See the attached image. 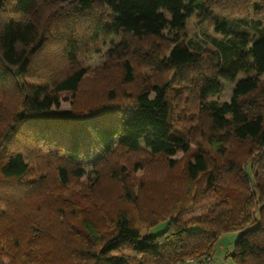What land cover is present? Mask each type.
<instances>
[{"label": "trees", "instance_id": "obj_1", "mask_svg": "<svg viewBox=\"0 0 264 264\" xmlns=\"http://www.w3.org/2000/svg\"><path fill=\"white\" fill-rule=\"evenodd\" d=\"M212 2L264 7V0H0V264H209L214 244L229 230L239 231L231 254L236 264H264V115L253 109L264 105V28L255 26L258 37L250 41L243 30L237 41L229 40L236 50L220 44L221 59L213 53L203 60L199 47L191 50L193 42L182 41L183 28ZM215 29L231 34L224 21H215ZM169 32L166 52L155 41ZM110 33L153 39L162 51L158 64L173 76L136 93L131 114L111 98L87 106L75 102L87 77L79 52ZM123 66L129 82L132 65L125 60ZM221 79L233 84L230 101L214 99ZM173 84L197 86L205 117L197 136L174 127L171 90L179 94L181 88ZM63 99L69 110H59ZM232 143L244 145L260 168L229 155ZM93 149L105 159L101 168L118 150L158 156L170 171L182 164L184 193L191 195L190 183L202 180L205 195L218 201L186 216L195 188L176 208L139 204L111 214L93 208L92 216L73 221L74 206L37 208L40 200L24 209L23 219L15 214L26 194L42 192L46 201L48 177L61 187L83 177ZM36 158L46 160L43 170L52 164L53 176L36 166ZM132 168L143 175L137 162ZM160 222L165 228L149 234Z\"/></svg>", "mask_w": 264, "mask_h": 264}, {"label": "rangeland", "instance_id": "obj_2", "mask_svg": "<svg viewBox=\"0 0 264 264\" xmlns=\"http://www.w3.org/2000/svg\"><path fill=\"white\" fill-rule=\"evenodd\" d=\"M249 2H239L237 4H229L222 6L218 2H212L208 6V11L203 13H194L188 17L183 28V42L188 40L193 42L190 46L191 50L194 47H199L200 56L203 60L210 59L213 53H217L218 59L223 57V51L220 44L230 47L232 50L235 46L230 39L237 41L236 35L243 30L249 34L248 40L258 37V31L255 26L264 28V7L262 3L257 2L253 8ZM215 21L225 22L231 34L223 36L215 29ZM171 32L164 34V38H157L155 43H162L166 46V52L170 48ZM170 38V40H169ZM153 39L143 38L135 39L127 33H110L106 36H100L99 40L90 48L89 51L79 52L78 58L81 65L87 71V77L76 93V104L87 106L106 99L122 104V110L126 114H131L133 105V96L139 91L146 89L151 83L169 82L173 78L170 71L162 64V51L157 52L158 47H154ZM55 49L54 46L52 47ZM238 50V49H237ZM235 59V58H234ZM128 60L133 68V79L129 82L125 80L123 62ZM60 62L61 59L57 58ZM59 64V63H57ZM244 77L240 74L237 79ZM264 79V75L261 76ZM174 86L181 88V93L175 94L174 89L171 90L174 127L182 129L185 133L197 136L198 126L202 123L201 129H205V117L198 111L197 86L179 85ZM220 90L215 94L214 99L218 101H230L232 98L233 84L223 79L219 80ZM185 92V93H183ZM110 93L112 97H110ZM15 95V94H13ZM13 98V97H11ZM9 97V99H11ZM259 103H261L258 100ZM69 102L66 100L60 101L59 110H69ZM253 109L262 110L264 115V105L260 104ZM191 147L195 148L196 144L191 142ZM233 158L245 162H252V169H259L257 157L248 154V150L244 145L237 143L231 144ZM44 150L43 153L44 154ZM248 154V155H247ZM43 157L42 155H39ZM179 162L181 155L174 156ZM247 158V159H246ZM44 159L36 158L35 162L41 170H43ZM105 159L99 158L96 149H93L92 157L85 162V175L72 182L68 187H61L51 177H48V189L51 191L47 195L46 201L44 194H26L23 200H19L20 211L15 213L23 219L24 209L37 207L41 200L40 206L37 208H58L54 203L61 202L59 206L69 208L74 206L75 214H69L71 219L78 220L86 214L92 216L93 208H103L111 212H120L127 208L146 207L148 204L153 208H176L174 205L180 200L183 204L186 198L192 197V192L196 188L197 193L194 195L193 203H189L186 216L191 217L200 215L208 208H212L218 201L210 195H205V189L202 180L199 182H191V195L184 193L186 191L187 182L182 177V164L177 165L174 170H169L164 161L158 156H151L143 150L137 152H129L118 150L112 161L108 162L101 168V162ZM47 164L46 160H44ZM137 162L143 169V175L139 176L132 171L133 164ZM247 162V163H246ZM48 169L44 168L48 175L53 176V166L47 165ZM259 167V168H258ZM248 170V167H247ZM38 173V169L34 171ZM0 182V189H1ZM130 199V201H129ZM179 208V207H177ZM181 208V207H180ZM183 208V207H182ZM135 214V213H134ZM50 215H52L50 213ZM53 216V215H52ZM54 219V217H53ZM92 220H95L91 217ZM97 221V220H95ZM55 229L59 228L53 220ZM166 223L159 224L149 228V234H156L165 228ZM197 226H193L196 228ZM239 234L238 230H229L224 232L216 241L212 249V261L209 264H236L231 257L233 253L234 242ZM6 261V259H3ZM7 262V261H6Z\"/></svg>", "mask_w": 264, "mask_h": 264}, {"label": "built area", "instance_id": "obj_3", "mask_svg": "<svg viewBox=\"0 0 264 264\" xmlns=\"http://www.w3.org/2000/svg\"><path fill=\"white\" fill-rule=\"evenodd\" d=\"M188 261L192 262V259H189Z\"/></svg>", "mask_w": 264, "mask_h": 264}]
</instances>
